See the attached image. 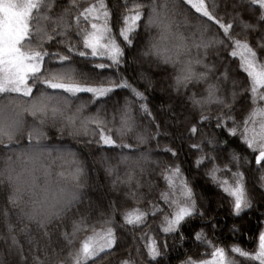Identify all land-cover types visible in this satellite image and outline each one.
Here are the masks:
<instances>
[{
  "label": "snow or ice",
  "instance_id": "snow-or-ice-1",
  "mask_svg": "<svg viewBox=\"0 0 264 264\" xmlns=\"http://www.w3.org/2000/svg\"><path fill=\"white\" fill-rule=\"evenodd\" d=\"M136 51L170 75L179 104L168 122L153 114L151 79L142 87L120 74ZM178 116L187 124L177 136ZM164 138L187 143L218 191L215 208ZM65 140L95 148L122 198L81 211L89 167ZM255 187L264 194V0H0V191L10 205L0 208V264H105L121 250L117 264H167L169 240L177 264H264V219L252 250L215 236L223 208L242 217L255 207ZM150 219L159 237L142 231Z\"/></svg>",
  "mask_w": 264,
  "mask_h": 264
},
{
  "label": "trees",
  "instance_id": "trees-1",
  "mask_svg": "<svg viewBox=\"0 0 264 264\" xmlns=\"http://www.w3.org/2000/svg\"><path fill=\"white\" fill-rule=\"evenodd\" d=\"M117 5L122 3V0H109V6L112 7V4ZM118 11H122L119 9ZM117 11V14H118ZM227 19V17H225ZM226 55V53H222ZM133 59L121 67L120 74L126 76L132 81H139L140 85L143 87L145 85V80L141 79L142 76H147L151 79L152 85L150 89L149 99L151 101V106L153 107V114L157 116L158 120H163L168 122L169 117L167 115L168 111L178 112L179 100L174 97L172 89L169 85L172 83L170 75L168 78H165L166 74L162 67H157L155 62L151 60H146L140 56L139 51L132 53ZM210 60L215 59L211 54L209 56ZM236 64H238V58L236 59ZM235 67V65L233 66ZM170 73L171 70L169 69ZM246 75V74H244ZM123 94V92H121ZM164 111L161 112L160 110ZM178 119L182 121L179 123L174 132L175 135L185 131V126L187 121H183L182 116H178ZM171 131V130H170ZM205 133L208 135L212 134V130L205 129ZM202 138V137H201ZM64 143H70L78 151H81V145L76 144L75 141L65 140ZM161 147L164 145H171L175 147L181 156V163L185 169V175L190 180L194 190L198 194V200H202L206 206L209 208H215L216 204L219 202V195L217 189L211 184V182L204 176L203 170H196L192 167L191 161L193 157L187 156L188 146L187 143L181 145L179 139H161ZM155 147V145H152ZM90 153V155H88ZM109 155L115 156V153H109ZM99 153L96 152L95 148H83L81 151V158L85 160L86 165L89 167V176L88 183L85 188L87 195L84 197V203L80 206L81 211L87 210L90 204L107 205L110 199H119L122 198V191L117 193L114 192L111 188V178L108 177L103 171L102 165L98 162ZM154 158L160 159L163 162H172L170 155L161 154L160 156H155ZM97 160V163L93 165V161ZM95 168V171L92 169ZM258 178L259 173L255 174ZM152 179L155 180L156 185L159 188L165 187L163 181L158 176H153ZM251 183V181H250ZM251 195L253 197V202L255 207L248 213L244 214L242 217H233L228 214L227 207L223 208L217 215L219 220V227L215 232V236L218 237L221 246L232 245L238 243L239 245L245 247L246 249L254 248L257 244L258 239V230L259 224L258 221L264 219V194L261 193L258 187H255L251 190ZM158 196L157 189L151 190V198L155 200ZM9 207L8 201L6 199V190L0 191V208ZM104 211H107V208H103ZM94 216H98L97 212H93ZM158 219L151 220L149 228H145L142 231H152L153 234L159 237L158 230ZM235 225L239 229L238 235H234L232 228ZM203 226L199 221L194 222L191 225H188L184 228V231L187 234L192 232L193 228H198ZM89 233L80 234L79 240L82 241L86 238V235ZM139 235V232L137 233ZM211 236L212 233H209ZM250 237H255V239H250ZM57 237L54 236V239ZM125 243L129 244L130 240L125 238ZM3 245L0 244V249H3ZM184 248L188 250L190 255H195L198 251L202 258L206 257L205 253L209 252V249L204 248L203 246L197 249L196 245L193 244L189 247L188 244L184 245ZM169 257L167 258V264H177L178 252L172 249V241L169 240ZM126 251H119L115 256L109 258L105 264H117V261L120 257L126 256Z\"/></svg>",
  "mask_w": 264,
  "mask_h": 264
},
{
  "label": "rangeland",
  "instance_id": "rangeland-1",
  "mask_svg": "<svg viewBox=\"0 0 264 264\" xmlns=\"http://www.w3.org/2000/svg\"><path fill=\"white\" fill-rule=\"evenodd\" d=\"M257 244H258V239H257ZM256 244V245H257ZM230 246V245H229ZM241 246V245H240ZM241 247H243V246H241ZM245 248V247H244ZM246 249V248H245ZM254 249V248H253ZM246 250H252V248H250V249H246ZM209 252H210V249H209ZM204 258H207V256L206 257H204ZM238 258V257H237ZM239 259V258H238Z\"/></svg>",
  "mask_w": 264,
  "mask_h": 264
}]
</instances>
